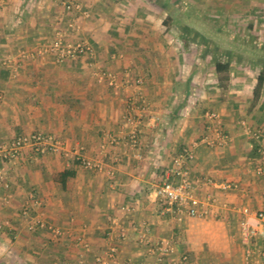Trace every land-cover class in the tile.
<instances>
[{
	"label": "crops",
	"instance_id": "obj_1",
	"mask_svg": "<svg viewBox=\"0 0 264 264\" xmlns=\"http://www.w3.org/2000/svg\"><path fill=\"white\" fill-rule=\"evenodd\" d=\"M79 1L90 17L64 12L57 0H0V144L37 131L63 142L59 152L26 147L2 161L10 188L0 184V264H100L96 256L112 243L118 251L108 264H155L163 240L173 246L167 259L264 264V237L246 236L264 208V172L255 171L264 155L251 134L264 133V84L255 95L264 0ZM58 25L70 27L68 42H88L95 54H40ZM215 61L229 71L218 73ZM220 126L227 142L206 143ZM80 147L99 167L81 164ZM185 148L195 152L192 176L213 182L196 188L214 199L206 217L165 212L154 194ZM66 170L74 175L63 185ZM229 182L237 185L224 188Z\"/></svg>",
	"mask_w": 264,
	"mask_h": 264
},
{
	"label": "built area",
	"instance_id": "obj_2",
	"mask_svg": "<svg viewBox=\"0 0 264 264\" xmlns=\"http://www.w3.org/2000/svg\"><path fill=\"white\" fill-rule=\"evenodd\" d=\"M63 9L72 14H79L84 18L90 17V10L85 7L79 0H58ZM66 31L59 29L49 45L40 51L42 54L52 56L57 61H63L66 59H75L83 55L93 56L95 54L94 47L85 41L76 43L68 42L66 37ZM102 77L109 79V84L114 85V80L111 74L107 72L101 73ZM139 104L142 109L147 106V102L144 98L139 99ZM136 109L135 105L130 106V110ZM207 117L210 119L218 120L219 115L216 112H208ZM128 121H134L132 116H128ZM216 134L215 139H211L210 135H205L203 140L208 144L222 145L227 142L228 135L224 129L220 126L214 129ZM252 138L254 139L253 147L256 148L257 153L264 155V133L256 130L252 131ZM137 143L136 134L133 135V144ZM26 147L32 149L37 154L55 153L63 150V142L54 134L45 133L41 131L34 132L30 135H22L14 139L9 145L0 144V184L5 188H10V175L6 166L2 161H14L16 160L22 150ZM83 147L77 150L78 159L81 164L86 168L99 167L97 161L84 157L82 154ZM195 157L193 149L185 148L174 158V164L169 171L168 179L159 184L154 194L161 203L165 212H172L175 216L182 217L187 215L190 217H206L211 214L213 208V198L211 196L201 197L196 193V188L202 184H212L210 178L194 177L192 176L191 169L188 165L189 161ZM2 162V163H1ZM255 171L259 174L264 172V162L261 161L255 168ZM237 184L233 182L226 183L224 188H234ZM39 200L33 199L32 206L39 205ZM31 205L24 206L23 214H30ZM257 223L252 226H246L247 238L264 237V208L256 212ZM34 225L40 227H47L55 234H61L59 228L48 225L42 219H34ZM120 238L126 237V232L122 231L119 234ZM143 240H146V236L141 235ZM75 243L81 245L84 248H89V243L82 237H77ZM158 256L155 264H189L188 254H182L179 257H171L173 246L168 240H163L156 248ZM117 244L112 243L105 254L96 256V261L100 264H108L111 259H114L117 255ZM264 256V246L261 249Z\"/></svg>",
	"mask_w": 264,
	"mask_h": 264
},
{
	"label": "trees",
	"instance_id": "obj_3",
	"mask_svg": "<svg viewBox=\"0 0 264 264\" xmlns=\"http://www.w3.org/2000/svg\"><path fill=\"white\" fill-rule=\"evenodd\" d=\"M187 38V41L189 42L190 41V38L188 36H185ZM215 64H216V70L218 73H225V72H228L229 71V63H223V62H220V61H215ZM263 84H264V70L261 71V73L259 74V77H258V83H257V86L255 88V95L256 97H258L262 87H263ZM74 175V172L71 171V170H66L65 172H62L58 179L59 181L65 185L66 183V179L68 177H72Z\"/></svg>",
	"mask_w": 264,
	"mask_h": 264
},
{
	"label": "rangeland",
	"instance_id": "obj_4",
	"mask_svg": "<svg viewBox=\"0 0 264 264\" xmlns=\"http://www.w3.org/2000/svg\"><path fill=\"white\" fill-rule=\"evenodd\" d=\"M57 2H58V0H57ZM58 4H59V2H58ZM64 12H66V11H64ZM58 26H61V25H58ZM69 26H70V25H69ZM59 28L63 29V30L66 31V33H67V32H69V28H70V27H68V29H66V28H62V26H61V27H59ZM55 35H56V34H55ZM54 37H55V36H54ZM54 37H53V39H54ZM65 37H67V36L65 35ZM53 39H52V40H53ZM52 40H51V41H52ZM51 41H48L46 44H44V45L41 47V50H43L47 45H49V44L51 43ZM41 50H40V51H41ZM40 54H42V53H40ZM45 55H46V54H45ZM48 56H49V55H48Z\"/></svg>",
	"mask_w": 264,
	"mask_h": 264
}]
</instances>
